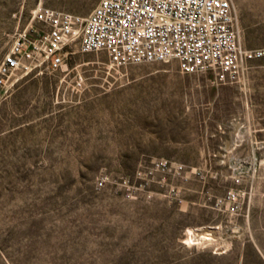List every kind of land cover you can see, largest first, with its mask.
Returning <instances> with one entry per match:
<instances>
[{
    "label": "rangeland",
    "instance_id": "374dc122",
    "mask_svg": "<svg viewBox=\"0 0 264 264\" xmlns=\"http://www.w3.org/2000/svg\"><path fill=\"white\" fill-rule=\"evenodd\" d=\"M98 2L0 0V63L39 4ZM231 2L244 48H264V0ZM67 51L0 97V264H264V57L222 84Z\"/></svg>",
    "mask_w": 264,
    "mask_h": 264
},
{
    "label": "built area",
    "instance_id": "2783aa9c",
    "mask_svg": "<svg viewBox=\"0 0 264 264\" xmlns=\"http://www.w3.org/2000/svg\"><path fill=\"white\" fill-rule=\"evenodd\" d=\"M33 19L35 36L20 33L0 63V97L21 69L67 66L78 38L81 51L104 50L117 67L176 60L183 72L211 71L222 84L238 82L248 61L264 57V48L242 45L231 0H99L87 16L39 4Z\"/></svg>",
    "mask_w": 264,
    "mask_h": 264
},
{
    "label": "bare ground",
    "instance_id": "6f19581e",
    "mask_svg": "<svg viewBox=\"0 0 264 264\" xmlns=\"http://www.w3.org/2000/svg\"><path fill=\"white\" fill-rule=\"evenodd\" d=\"M254 158V157H253ZM201 230V229H200ZM199 230V231H200ZM211 233L205 231V230H202L201 232H199L198 234H196L193 230L190 231V239L191 240H199V239H203V238H206V239H210V235ZM204 240V239H203Z\"/></svg>",
    "mask_w": 264,
    "mask_h": 264
},
{
    "label": "crops",
    "instance_id": "0c3cea01",
    "mask_svg": "<svg viewBox=\"0 0 264 264\" xmlns=\"http://www.w3.org/2000/svg\"><path fill=\"white\" fill-rule=\"evenodd\" d=\"M254 154H255V152H254Z\"/></svg>",
    "mask_w": 264,
    "mask_h": 264
}]
</instances>
